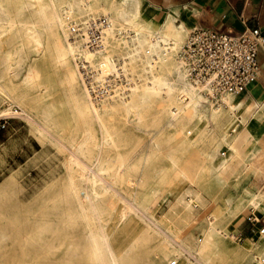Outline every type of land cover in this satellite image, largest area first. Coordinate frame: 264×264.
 Segmentation results:
<instances>
[{"label": "rangeland", "instance_id": "1", "mask_svg": "<svg viewBox=\"0 0 264 264\" xmlns=\"http://www.w3.org/2000/svg\"><path fill=\"white\" fill-rule=\"evenodd\" d=\"M28 1L0 0L2 17L11 19L0 28L4 33L0 44V112L9 110L11 114L0 118V264L99 263L87 243L90 228L71 192V178L82 199L90 195L96 201L95 214L83 200L90 217L109 229L126 205L137 209L135 219L109 231L112 238L118 230L112 242L127 264H260L264 257V233L260 232L264 224V162L260 160L264 157L252 155L258 147L249 139L236 143L239 153L232 154L230 146L212 133L218 123L223 127L236 122L238 126L240 108L232 106V101H238L236 97L215 103L200 93L206 107L191 110L174 122L167 121L174 118L161 116L160 102H151L145 109L143 105L140 119L128 118L125 102L135 89L141 93L148 81L144 47L137 52L128 39L115 34L118 27L134 32L123 19L132 7L120 3L112 11L109 4L119 0H97L103 3L98 16L107 17L109 12L116 21L110 17L113 28L107 32L106 48L96 56V63L109 64L105 75L122 68L132 84L124 94L103 102L97 103L90 96L102 112L100 116L94 112L96 116L90 118L82 110V101L75 99L90 95L78 72V56L87 51L80 47L68 54L64 65L58 64L61 52L57 46L67 49L77 40L68 35L62 45L51 36L46 55L36 60L15 53L21 35L20 9L22 2ZM34 8L29 6L20 18L28 19ZM79 18L83 19L80 15L66 17V25ZM152 18L142 12V21L149 23ZM161 26L154 24L153 29ZM188 34L186 31L184 41ZM129 54L132 59H127ZM189 100L186 97L180 107ZM51 106L56 108V116L55 126L49 130L41 125L38 115ZM84 131L92 134V144L81 154L73 144ZM220 143V152L229 163L215 176L207 154ZM70 156L82 160L86 171L93 169L91 180L81 176V166L67 165ZM179 194L183 199H178ZM254 194L261 201L258 207L248 203ZM236 210L239 213L234 217ZM253 210L261 220L255 226L247 220ZM148 226L151 235L146 231ZM94 230L98 231L97 226ZM240 232L244 234L241 241L236 238ZM98 239L105 252V241L101 236Z\"/></svg>", "mask_w": 264, "mask_h": 264}, {"label": "bare ground", "instance_id": "2", "mask_svg": "<svg viewBox=\"0 0 264 264\" xmlns=\"http://www.w3.org/2000/svg\"><path fill=\"white\" fill-rule=\"evenodd\" d=\"M86 1L87 0H29L28 2H22V6L20 9L21 13L19 15V22L21 24V28L19 32L21 35H20V40L18 41L17 45L14 47L15 53L21 56L28 55L29 58H31L32 60H36L46 55L51 36L56 41V43L62 44V41L64 39L66 40V38L69 35V24L66 25V21H65L66 17L71 15H80L82 18L98 17V15H100V13L102 12L101 9L103 3L101 4L97 0H91V1L89 0L88 4L87 5L85 4L84 7L83 4ZM120 3L130 5V7H132L133 9L132 11L126 12L125 17L123 19L129 21L130 25L134 30L133 35L130 39V42L132 43L133 46V50L139 52L140 49L144 47V75L148 80L147 83H144V89L142 90L141 93L138 94L137 91H135L136 90L135 89L129 100L127 99L128 102L127 101L125 102L124 106L126 109L127 117L140 119L141 118L140 108L144 105V109H145L146 107H148V105L151 104V102L162 103L163 108H162L161 116L166 120L167 118L170 117L172 119L174 118L173 121L167 120L168 122H174L175 120L182 118L183 114H186L191 110L199 111L205 108L206 101L204 97L191 85L185 71L182 69L180 63L177 61L178 58H175L176 50L179 47H181L182 44L184 43V38L186 33L184 25L177 24L175 18H173L172 16H169L167 22H163V23H161L156 18L150 19L151 21L149 23L147 21H142V12H141L142 3L140 0H119L117 3L115 2V4L114 3L109 4V6L111 5L110 9L112 11H116L117 8L115 7H117V5H119ZM29 6L35 7L33 9V13L30 15L28 19H21L20 16L22 15L23 12L28 10ZM3 11L4 10L2 9L0 3V28L5 27V23L6 24L8 22L10 23L11 20L8 17L7 18L2 17L3 15L1 13ZM107 14H108L107 17H109V19L111 17L113 22L116 21V18H113L111 13L107 12ZM154 24H161L162 26L159 27L157 30H154L153 29ZM110 31H112V29ZM110 31L108 32L109 34ZM108 33L107 35H109ZM2 35H4V33L3 31H0V44L2 43L1 40ZM57 48L59 52H61L58 58L59 59L58 64L59 66H62L65 64L68 54L70 52L74 53L77 49L80 48V42L70 43L67 49L65 46H61V47L57 46ZM98 54L99 52L87 51L85 53V56L87 57V60H90L96 58ZM130 57L132 59L133 55L129 54L127 59ZM103 64L105 65L106 67L105 70L107 71L108 70L107 66H109V64L106 65L105 62ZM111 66L116 67V63L114 61H111ZM73 80H75V78H73ZM186 97L189 98L190 100L188 101V103L185 102L187 104L184 107H180V104L183 103V100ZM75 99L76 100L79 99L80 101H82L83 103L81 105L82 110L90 118H94L96 115L100 116V114L102 113V112L99 113L97 111L99 109L96 107L97 104L94 105L93 103H91L92 99L90 95L87 94V97L75 96ZM87 100H89L91 104ZM232 106L235 108L236 106H238V103L232 101ZM8 111L9 110L1 111L0 118L11 115L8 113ZM94 112H96L95 116H94L95 114ZM216 114H214L215 119L217 118ZM14 116H16V114H14ZM55 116H56V108L54 106H51L48 110L42 111L41 114L38 115V117L40 118L41 125L44 126V128H48L49 130L53 129L55 126ZM39 125L40 124H38V126ZM42 128L39 129L40 132L43 131L44 128L43 129ZM231 129L233 131H231ZM45 131L47 132V130ZM212 133L215 135V138L216 137L219 138L222 143H225L230 146V150L232 154L239 153V151L235 147V144L241 141V133L237 131L236 122L233 123L232 125L223 126V127L221 126L220 123H218L217 125H215V128L213 129ZM255 138L256 136H253V134L250 137L252 142L255 141L256 143H260L261 145L264 144V141L256 140ZM91 144H92V134L89 131H84L79 137V140H77L73 144V149L77 153H81L82 149L88 147ZM220 145L221 143L218 144L213 151H210L207 154L208 157L210 158V162H209L210 171L215 176H219L220 171L224 169L229 163L228 158L225 157V154H221ZM76 156L78 155L76 154ZM78 160L74 156H70L67 159V165L70 167L73 165L81 166L80 167L81 176L87 181L91 180L92 176L90 171H92L93 169H90L89 167L88 169H90V171H86L87 170L86 167L84 165L83 166L81 165L82 160L80 161L81 163ZM260 161L264 162V158L261 159ZM70 189L71 192L74 195H76L77 204L79 205V209L81 210V218L86 221L87 226L90 228L88 230L86 239L88 245L92 250V253L99 260L98 264H127L126 261L124 260L122 261V259L119 258V255L117 254L118 251L115 249L116 247H114V244L112 242V238L116 235L118 230L113 231L114 236H112V238L110 237L109 231L112 232V229H119L123 223L125 224L126 222L135 219L133 215L136 216L137 209L127 205L126 207L124 206L125 208L123 207L124 209L120 212V216L117 218L115 217L116 219L114 218L115 220H113V223L109 229L105 227V225H103L101 222L97 223L95 221L96 219L94 220L90 217V215L88 214V210L85 209L83 200L86 199L90 203V205L92 206L91 211L92 212L95 211V214L97 211V207L95 206L96 201L94 202L93 201L94 199L92 200L90 195H87L86 198L82 199V197H80L77 194L78 193L77 185L75 184L73 178L70 179ZM178 199L180 200L183 199V195L179 194ZM248 203L249 205L258 207L260 206L261 201L258 199V196L254 194L249 197ZM238 213H239L238 210H236L234 212V217H236ZM94 226H97L98 228L97 232L94 230ZM150 228L149 226L146 227V231L148 234L151 235ZM211 229H212L211 230L212 233L215 232L214 227H211ZM99 236H101L102 239L105 241V245H106L105 246L106 248L104 249L105 252L101 250L100 241L98 239ZM165 244L169 246L167 243ZM259 261L260 264H264V257H262L261 260Z\"/></svg>", "mask_w": 264, "mask_h": 264}, {"label": "built area", "instance_id": "3", "mask_svg": "<svg viewBox=\"0 0 264 264\" xmlns=\"http://www.w3.org/2000/svg\"><path fill=\"white\" fill-rule=\"evenodd\" d=\"M113 28L106 16L87 17L69 24V36L81 43L85 51L103 52L107 32ZM118 38L130 41L133 31L116 28ZM264 48V36L259 27H248L240 34L224 33L216 29H193L179 53L178 60L191 85L215 103L239 96L260 76L257 56ZM95 58L87 60L79 54L80 78L95 102H103L127 92L130 82L124 70L105 75V65ZM125 88V89H123ZM186 99V98H185ZM247 220L253 226L261 222L253 210ZM264 233V226L260 229ZM243 235H237L239 241ZM171 264H177L172 262Z\"/></svg>", "mask_w": 264, "mask_h": 264}, {"label": "crops", "instance_id": "4", "mask_svg": "<svg viewBox=\"0 0 264 264\" xmlns=\"http://www.w3.org/2000/svg\"><path fill=\"white\" fill-rule=\"evenodd\" d=\"M141 2L143 16H152L159 21L172 16L177 24L184 25L189 34L195 28L240 34L248 26L259 27L264 36V0H141ZM257 60L260 67L258 80L236 96L240 108L237 127L241 133V140H251L253 134L256 140L264 141V48L259 51ZM252 143L258 147L252 155L264 157V144L255 141ZM263 226L264 224H261V228ZM240 234L244 235L242 232Z\"/></svg>", "mask_w": 264, "mask_h": 264}]
</instances>
